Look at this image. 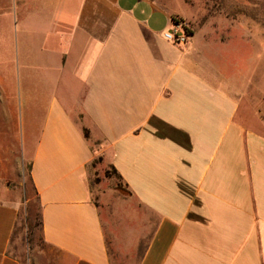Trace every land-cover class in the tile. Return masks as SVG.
<instances>
[{"label": "crops", "instance_id": "0c3cea01", "mask_svg": "<svg viewBox=\"0 0 264 264\" xmlns=\"http://www.w3.org/2000/svg\"><path fill=\"white\" fill-rule=\"evenodd\" d=\"M245 1L236 37L181 44L160 0H19L34 47L0 74V264H37L10 180L25 160L54 264H264V96L226 54L251 38ZM99 156L131 192L112 210L89 184Z\"/></svg>", "mask_w": 264, "mask_h": 264}, {"label": "rangeland", "instance_id": "374dc122", "mask_svg": "<svg viewBox=\"0 0 264 264\" xmlns=\"http://www.w3.org/2000/svg\"><path fill=\"white\" fill-rule=\"evenodd\" d=\"M7 1L8 5H0V74L4 76L7 74V79H14L13 75L20 53L24 51L25 60H30L34 46L31 33L26 32L30 25L22 23L17 17L19 0ZM248 1L249 35L251 38L248 39V43L244 47L237 46L236 41L229 42V47L232 48L227 49L226 54L235 64L244 60L245 64L249 65L248 72H245L247 79L245 80L249 82L251 87L249 90L256 89L261 92V94L256 92V96L259 97L264 96V0ZM160 2L169 4L170 10L183 12L184 21L189 24L192 31H216L219 40L236 37L243 31L240 24L230 21L233 16L236 17L242 11L246 12L245 0L242 2H237V0H160ZM37 26L38 33L40 28L39 25ZM46 26V24H42L43 35L41 38L47 31ZM36 42H39L38 47L40 41ZM17 82L16 92L21 96V84ZM23 91L24 94H30L31 89L23 88ZM261 113L264 115V109L261 110ZM93 163L94 167L90 168L89 184L94 202L104 210H112L128 203L131 199V192L112 171L111 165L101 156L97 157ZM12 174L10 180L13 184V195L20 203L17 237L22 241L25 260L28 257L32 263L35 261L37 264H54L55 255L44 242L41 228L38 225L40 208L30 179L28 161L25 160Z\"/></svg>", "mask_w": 264, "mask_h": 264}, {"label": "built area", "instance_id": "2783aa9c", "mask_svg": "<svg viewBox=\"0 0 264 264\" xmlns=\"http://www.w3.org/2000/svg\"><path fill=\"white\" fill-rule=\"evenodd\" d=\"M164 36L172 42L184 44L188 41L190 36V26L186 21L178 19L174 21L172 27L164 33Z\"/></svg>", "mask_w": 264, "mask_h": 264}, {"label": "trees", "instance_id": "16d2710c", "mask_svg": "<svg viewBox=\"0 0 264 264\" xmlns=\"http://www.w3.org/2000/svg\"><path fill=\"white\" fill-rule=\"evenodd\" d=\"M173 19H174L175 21H177L178 19H182V18H180V17H178V16H173ZM182 20H183V19H182ZM190 32H192V29H190ZM85 135H86L87 137L89 136V133H88V130H87V129H85ZM111 169H112V171L117 175V177H118L120 180L123 181L121 175L117 172V170H116L113 166H111ZM120 183H121V182H120ZM38 225L40 226V228H42L41 214H40L39 217H38Z\"/></svg>", "mask_w": 264, "mask_h": 264}]
</instances>
